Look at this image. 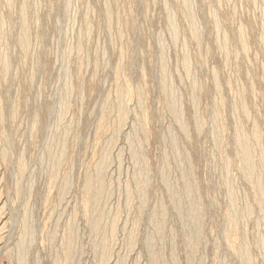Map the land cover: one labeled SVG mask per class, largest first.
<instances>
[{
	"label": "rangeland",
	"instance_id": "rangeland-1",
	"mask_svg": "<svg viewBox=\"0 0 264 264\" xmlns=\"http://www.w3.org/2000/svg\"><path fill=\"white\" fill-rule=\"evenodd\" d=\"M0 21V264H264V0H0Z\"/></svg>",
	"mask_w": 264,
	"mask_h": 264
},
{
	"label": "bare ground",
	"instance_id": "bare-ground-1",
	"mask_svg": "<svg viewBox=\"0 0 264 264\" xmlns=\"http://www.w3.org/2000/svg\"><path fill=\"white\" fill-rule=\"evenodd\" d=\"M6 2H8L9 3V1H6ZM7 3V4H8ZM11 3V2H10ZM187 6H189L190 7V11H192V8H191V6L190 5H187ZM192 15V14H191ZM188 16V15H187ZM191 17V16H190ZM192 17H194V16H192ZM191 17V18H192ZM22 19H23V17H21ZM189 18V17H188ZM26 19V18H25ZM195 20V19H194ZM197 21V20H196ZM22 22V21H21ZM217 22V21H216ZM0 23H1V21H0ZM3 24V23H2ZM192 24H194V23H192ZM195 25V24H194ZM218 26V25H217ZM3 27V26H2ZM195 27H197V26H195ZM239 29V28H238ZM242 29H243V27H242ZM2 31H3V28L1 29ZM0 30V31H1ZM27 30V29H26ZM240 30V29H239ZM177 31V30H176ZM0 33H2V32H0ZM24 33V32H23ZM221 33V32H220ZM194 34V33H193ZM242 34V33H241ZM245 34V33H244ZM243 34V35H244ZM24 35V34H23ZM195 36H197V35H195ZM264 36V35H263ZM3 37V36H2ZM1 37V38H2ZM223 37V36H222ZM240 37V36H239ZM198 38V37H197ZM199 38H201V36L199 37ZM224 38V37H223ZM242 38H243V36H242ZM263 39H264V37H262ZM21 39V38H20ZM20 39H19V42H20ZM241 39V38H240ZM245 39V38H244ZM243 39V40H244ZM2 40V39H1ZM238 40H239V38H238ZM23 41V42H22ZM21 42H22V44H24V45H26V44H28V40H27V38L25 37V35L22 37V39H21ZM244 42V41H243ZM263 42V41H262ZM244 44V43H243ZM263 44V43H262ZM261 44V45H262ZM24 45H22V46H24ZM246 45V44H245ZM2 46V45H1ZM262 46H264V45H262ZM27 47V46H26ZM23 48V47H22ZM223 52V51H222ZM224 52H226V50L224 51ZM4 57H7V56H5L4 55ZM163 57V56H162ZM6 60V59H5ZM5 60H4V62H5ZM186 60V59H185ZM184 60V61H185ZM162 61H164V60H162ZM183 61V62H184ZM188 62H187V60H186V64H187ZM8 63L6 62V63H4L3 64V67H4V69H7V65ZM163 64V63H162ZM162 64H161V66H162ZM186 64H184V65H186ZM163 66H164V64H163ZM162 66V67H163ZM187 66H188V64L186 65V68H187ZM9 68V67H8ZM189 69V68H188ZM8 70V69H7ZM6 71V70H5ZM164 79V78H163ZM165 80V79H164ZM166 82V81H165ZM163 83H164V81H163ZM166 84V83H165ZM164 84V86L166 87L167 85H165ZM168 84V83H167ZM170 94H171V91H170ZM172 100H173V98H172ZM176 101V100H175ZM174 104H176V103H174ZM172 106V105H171ZM170 106V107H171ZM174 106H176V105H174ZM178 106V105H177ZM178 108V107H177ZM172 109V108H171ZM172 110H174V111H172V112H175L174 114L176 115V118H177V122H179L180 124H181V120L183 121V119H181V111H179V110H175V109H172ZM182 124H183V122H182ZM240 128V127H239ZM238 128V129H239ZM237 129V130H238ZM241 129H242V127H241ZM183 130V129H182ZM243 131H244V129H243ZM256 132V131H255ZM236 134V133H235ZM238 136V138L239 139H237V140H239L240 141V146H241V150H242V154L244 155V158H243V160H244V165H245V167H246V169H248V172H247V174L248 173H250L251 175H253L254 173H255V169H254V164H252V155H253V152H252V150H253V148L251 149V146H253L254 147V144L253 145H251V141H250V139L249 138H247V136H246V134L244 133V132H242L241 130H239L238 131V134H237ZM253 135V134H252ZM236 136V135H235ZM254 137L256 138V135H254ZM259 138V137H258ZM262 137H260V139H261ZM253 142V141H252ZM255 142H256V140H255ZM238 144V143H237ZM240 149V148H239ZM242 155V156H243ZM255 155V154H254ZM104 159H105V156H104ZM102 161V160H101ZM104 162H106V160H104ZM241 163H243V162H241ZM254 163V162H253ZM103 164V163H102ZM105 164V163H104ZM106 164H107V162H106ZM100 166V165H99ZM105 167V166H104ZM97 170H99L98 171V174H99V177H98V180H96V178H95V180L96 181H98L100 184H101V177L103 176L102 175V173H104L103 172V165H101L100 166V168L99 169H97ZM96 170V171H97ZM263 170H264V168H263ZM96 173V172H95ZM97 174V173H96ZM95 174V175H96ZM105 175H106V172H105ZM250 175V176H251ZM262 175V174H261ZM247 177H249V176H247ZM256 178V177H255ZM91 179V178H90ZM192 179V178H191ZM256 179H259V176L256 178ZM260 180V179H259ZM194 181V180H193ZM254 181V180H253ZM257 181V180H256ZM261 181V180H260ZM88 182V181H87ZM188 184H190L189 185V187H188V194H187V199H188V201L190 202V203H188L190 206L188 207V209H191L192 210V208H194V205H196L195 204V202L193 201V199H191V198H189V194L191 193V191L192 190H194V188L197 186L194 182H192V181H190V180H188ZM258 183H261V182H258ZM88 185H89V183H87ZM91 186V185H90ZM97 186H100V185H98V183H97V185H96V187ZM101 186H103V183L101 184ZM258 186H260L259 184H258ZM105 188V187H104ZM197 188V187H196ZM195 188V189H196ZM261 188H264V186H261ZM89 189V188H88ZM95 189V188H94ZM103 189V188H102ZM101 189V190H102ZM186 191V190H185ZM184 191V192H185ZM196 191V190H195ZM261 191V190H260ZM263 191H264V189H263ZM176 192V191H175ZM102 192L99 190L98 192H97V190H96V195L95 196H100V194H101ZM261 193H263V192H261ZM260 193V194H261ZM186 195V194H185ZM191 195H193V194H191ZM262 195V194H261ZM176 196V195H175ZM96 197V198H97ZM193 197V196H192ZM173 200H174V202L176 203V206H178V208H180L181 210H182V208H183V205H184V200L183 199H181L180 197H173L172 198ZM195 199V198H194ZM90 200V199H89ZM191 200V201H190ZM197 200V199H196ZM262 200V199H261ZM94 201H95V198H94ZM97 201V200H96ZM85 202V201H84ZM98 203H100V202H98ZM262 204V203H261ZM95 205V202H92L91 203V205L90 206H94ZM186 205V204H185ZM97 206L98 205H96V207L95 208H93V209H97ZM262 207H263V211H264V205H262ZM86 208H88L87 206H86ZM161 209V208H160ZM180 209H178V210H180ZM187 209V210H188ZM247 209V208H246ZM90 210V209H89ZM181 210H180V212H181ZM185 210V209H184ZM196 210H198V209H196ZM162 211H164V209L162 210ZM190 211V210H189ZM194 211H195V209H194ZM247 211V210H246ZM250 210H248V212H249ZM158 213V212H157ZM193 213V212H192ZM191 213V214H192ZM93 214V213H92ZM95 214V213H94ZM102 213H100L99 215H100V219H101V215ZM162 214V213H161ZM96 215H97V213H96ZM197 216V215H196ZM97 217V216H96ZM163 217V216H162ZM190 217H191V215H190ZM103 218V217H102ZM158 218H160V217H158ZM161 219V218H160ZM196 219V218H195ZM198 219H199V217H198ZM102 220V219H101ZM199 221V220H198ZM100 223H102V222H100V220H99V217H97L96 219H95V228L97 229V228H100L101 229V227H100ZM162 223V222H161ZM192 223V222H191ZM3 225V224H2ZM193 225V224H192ZM6 226V225H5ZM4 226V227H5ZM160 226V225H159ZM3 227V228H4ZM162 227V226H161ZM191 227V226H190ZM193 227V226H192ZM160 228V227H159ZM98 230V229H97ZM197 226L196 227H194V229H193V231H196L197 232ZM24 240V239H23ZM22 246H23V244H22ZM68 246V245H67ZM66 246V247H67ZM70 246V245H69ZM67 249H68V247H67Z\"/></svg>",
	"mask_w": 264,
	"mask_h": 264
}]
</instances>
